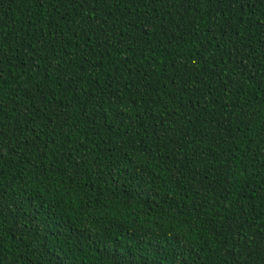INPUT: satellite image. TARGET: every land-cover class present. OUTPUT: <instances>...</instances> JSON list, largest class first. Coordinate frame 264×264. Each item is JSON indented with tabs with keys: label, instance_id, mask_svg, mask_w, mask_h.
<instances>
[{
	"label": "trees",
	"instance_id": "1",
	"mask_svg": "<svg viewBox=\"0 0 264 264\" xmlns=\"http://www.w3.org/2000/svg\"><path fill=\"white\" fill-rule=\"evenodd\" d=\"M0 264H264V0H0Z\"/></svg>",
	"mask_w": 264,
	"mask_h": 264
}]
</instances>
